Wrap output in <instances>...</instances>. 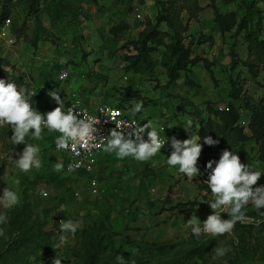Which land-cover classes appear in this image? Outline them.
Returning <instances> with one entry per match:
<instances>
[{"label":"rangeland","instance_id":"374dc122","mask_svg":"<svg viewBox=\"0 0 264 264\" xmlns=\"http://www.w3.org/2000/svg\"><path fill=\"white\" fill-rule=\"evenodd\" d=\"M243 1L198 0L202 10L196 19L183 10L172 12L188 53L185 68L171 82L167 69L177 58L173 32L161 22L158 34L142 44L168 7L166 0H0V27L10 20L0 30V79L31 89L41 113L53 110L50 91H76L90 104L109 101L130 113L142 102V113L134 117L163 127L169 139H188L219 105L249 104L264 112V67L249 52L247 38L253 31L264 41V0H246L257 11L250 18ZM58 10L78 17L80 25H67ZM61 69L69 74L63 82ZM188 120L192 127L185 130ZM11 134L7 126L0 128V193L18 180L21 203L7 213L0 264H54L58 258L61 264H116L117 255L135 264H264V216L251 205L231 233L199 239L190 234L185 223L192 216L204 222L213 214L206 203L207 174L193 183L178 174L165 163L168 147L154 158L160 161L155 167L102 151L92 173H75L66 170L65 154L55 149L59 133H53L30 141L42 150V167L24 174L14 161L24 145L14 148ZM250 139L248 153L256 146ZM213 151L203 146L200 167L217 160ZM253 169L264 171V161L254 157ZM93 178L96 194L87 187ZM182 204L192 209L190 217ZM68 218L79 220L82 230L60 245L59 223ZM216 247L227 248V254L214 259Z\"/></svg>","mask_w":264,"mask_h":264},{"label":"clouds","instance_id":"9594fccd","mask_svg":"<svg viewBox=\"0 0 264 264\" xmlns=\"http://www.w3.org/2000/svg\"><path fill=\"white\" fill-rule=\"evenodd\" d=\"M35 95L31 89H26L9 79H0V128H10L12 134L9 139L14 148L24 145L22 151L17 153L18 158L14 159L15 168L24 174L38 171L42 167V150L38 144L30 141L44 140L46 135L53 133H59L55 137L56 149L71 151L74 156L81 155L78 149L102 147L104 153L114 154L119 161L131 158L141 163L151 162L153 167L160 163L154 158L167 146L169 155L165 161L166 165L176 169L178 174L190 179L192 183L194 178L204 175L198 164L203 146L218 144L211 136L203 137L202 144V138L198 134L184 140L175 137L169 139L161 135L165 129L154 125L151 120L141 125L135 120L116 119L120 113L111 109L107 111L110 113V119L115 122L116 129L104 138L102 145L92 144L94 133L97 131L95 121L81 118V113L72 107L65 111V101L56 91H50L48 95L58 106L47 113H41L33 105ZM142 111L143 103L137 102L131 109V114L138 115ZM191 127L192 121L188 120L184 129L190 130ZM79 166L80 163L76 162L69 165L68 170L71 172ZM62 169L63 164L58 163L56 171ZM205 172V183L211 193V200L206 203L213 210V214L204 222L192 216L185 223L192 236L199 239L202 235L217 237L231 233L238 222L245 221L249 205L264 216V211H261L264 209V185L254 187L264 171L241 163L237 154L224 150L218 160H209L206 163ZM18 183V180L6 183L7 187L0 193V237L5 236L4 226L9 219L7 213L21 203V194L14 187ZM41 195L46 197L47 192H42ZM221 214H226L228 218L223 219ZM79 230H82L79 220H61L60 245H68ZM227 252V248L216 247L214 259L224 257ZM61 260L56 259L54 264H61ZM115 261L116 264H135V261L131 258L125 259L123 255H117Z\"/></svg>","mask_w":264,"mask_h":264},{"label":"trees","instance_id":"16d2710c","mask_svg":"<svg viewBox=\"0 0 264 264\" xmlns=\"http://www.w3.org/2000/svg\"><path fill=\"white\" fill-rule=\"evenodd\" d=\"M166 2L168 3V7L161 9L157 17V25H154L152 29L145 32L142 38V44L145 45L147 41L151 40L153 35L158 34L156 28L161 22L166 23L167 27L173 32L175 42L174 51L177 53V58L174 60V63L167 69L169 80L173 82L178 77V71L185 68L183 59L188 52L181 45V32L179 29L181 25L172 12L179 15V12L183 10L191 18L196 19L202 8L198 0H166ZM243 4L248 18L252 17L253 13H257L249 1L244 0ZM58 13L67 25H80L78 17L62 14L60 10H58ZM182 28L184 30V27ZM247 36L249 52L264 67V41L259 39L258 33L253 31L248 32ZM226 104L229 107L228 111H221L217 107L209 111L208 117L200 121L198 135L202 138V141L203 137L206 136H211L214 140L218 141L213 151L217 160L224 150H229L239 156L241 163L248 164L253 168L254 157L257 160L264 161V112L255 105L246 104L245 110L249 114V123L247 128H244L239 124L240 107H235L233 103ZM244 129L250 132L249 136L244 133ZM250 138H252V141L256 145L252 148V153H248L247 149H245V144L251 140ZM2 174L3 171L0 169V178ZM178 206L185 212L186 217L191 216L192 209L186 204Z\"/></svg>","mask_w":264,"mask_h":264},{"label":"built area","instance_id":"2783aa9c","mask_svg":"<svg viewBox=\"0 0 264 264\" xmlns=\"http://www.w3.org/2000/svg\"><path fill=\"white\" fill-rule=\"evenodd\" d=\"M9 19H5L2 23L0 30L5 31L7 27L9 26ZM69 78V74L66 69H61L58 74V80L59 81H66ZM61 95V94H60ZM61 98L65 101V111L68 110L69 107L74 108L76 111L81 113V118L83 119H90L95 121L96 123V129L97 131L94 133V140L91 142L92 144L96 145H102L105 140L104 138H107L110 135V132L113 129H116L115 122L110 119V113L107 111L108 109L111 110H118L120 113V116L116 119H124L127 120H135L137 123H141L143 125L145 122L140 121L136 117H134L129 110L121 108L117 106L114 103H111L109 101H101L98 103H89L83 98L81 94H79L76 91H69L65 92L63 95H61ZM52 108L54 110L55 107L58 105L55 103L54 100H52ZM221 111H228L229 107L228 105L222 104L217 107ZM104 109V112H101V110ZM249 123V114L244 108L239 109V124L240 126L247 128ZM119 130V129H117ZM130 131V129H129ZM161 135H165L166 133H161ZM167 137V136H166ZM145 139H147V136L145 135ZM167 148V146H165ZM56 149V146H55ZM81 152L80 156H74L71 151H63V150H57L58 152L64 153L66 156V163L65 168L68 172H70L69 165H73L76 162L80 163L79 167L74 168L71 172H82V173H92L95 170V167L97 165L98 156L102 152V147H91L90 150L85 149H78ZM200 167V166H199ZM200 170L204 175H206L205 168L200 167ZM203 175V176H204ZM95 182V184H93ZM264 185V183H260L255 185L261 186ZM88 190L91 194H96L98 192V183L93 178L90 179L87 183Z\"/></svg>","mask_w":264,"mask_h":264}]
</instances>
